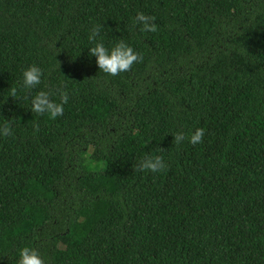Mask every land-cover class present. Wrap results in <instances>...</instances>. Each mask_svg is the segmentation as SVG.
Segmentation results:
<instances>
[{"label":"trees","instance_id":"trees-1","mask_svg":"<svg viewBox=\"0 0 264 264\" xmlns=\"http://www.w3.org/2000/svg\"><path fill=\"white\" fill-rule=\"evenodd\" d=\"M93 25L142 60L100 72ZM30 64L37 90L67 85L55 120L23 98ZM4 121L0 264H264V0H0ZM156 154L166 171H135Z\"/></svg>","mask_w":264,"mask_h":264},{"label":"clouds","instance_id":"clouds-1","mask_svg":"<svg viewBox=\"0 0 264 264\" xmlns=\"http://www.w3.org/2000/svg\"><path fill=\"white\" fill-rule=\"evenodd\" d=\"M154 17L145 15L142 12H137L133 18V26L140 25V32L154 33L157 31V25L154 22ZM101 26L93 25L87 37L90 47H87L88 58H95L94 62L98 70L109 76H116L119 73L127 72L134 63H139L142 60L130 43L124 39H117L106 47L104 42L99 39ZM43 76L42 69L36 64L28 65L21 74L19 87L23 91V98L28 101L32 113L37 115L47 114V116L55 120L63 115L64 105L69 102L70 94L66 84H61L55 92L46 90H37L41 85ZM16 95V91H12V96ZM56 96L58 99H53ZM36 127V124L33 125ZM13 135L12 125L9 121H4L0 124V136ZM173 136V141L176 145H180L187 139V142L192 145L201 143L204 136L202 128H196L187 137L183 132H177ZM167 169V161L162 154L146 155L139 160L135 171L150 172L154 174L163 173ZM16 264H44L42 257L32 247H22L18 250Z\"/></svg>","mask_w":264,"mask_h":264}]
</instances>
